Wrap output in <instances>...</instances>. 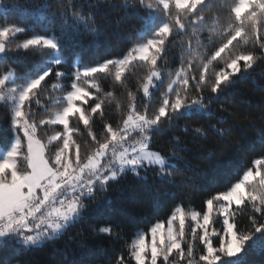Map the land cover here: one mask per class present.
I'll list each match as a JSON object with an SVG mask.
<instances>
[{
  "label": "snow or ice",
  "instance_id": "6c2138e0",
  "mask_svg": "<svg viewBox=\"0 0 264 264\" xmlns=\"http://www.w3.org/2000/svg\"><path fill=\"white\" fill-rule=\"evenodd\" d=\"M124 6L132 8L125 18L130 47L85 65L76 50L80 38L96 46L110 39L91 5L84 11V0H0L5 19L17 14L16 22L0 23V65L11 52L44 53L22 75L11 67L0 73V105L10 116L6 128L0 125V250L18 255L56 241L83 223L94 203L96 211L112 205L108 193L129 174L146 181L150 171L174 181L181 149L157 148L156 133L196 115L211 117L233 78L264 62V0H124ZM249 43L250 50H237ZM176 45L181 58L173 70L164 58ZM137 65L143 75L133 91L128 79ZM109 76L119 94L102 87ZM109 108L118 118H109ZM217 124L208 127L223 135ZM183 131L206 136L190 123ZM208 185L215 187V175ZM159 207L157 197L153 211ZM122 232L120 223L105 220L89 224L86 239H120ZM126 245L111 264H247L250 253L264 252V154L209 192L199 210L178 203L166 221L137 230Z\"/></svg>",
  "mask_w": 264,
  "mask_h": 264
},
{
  "label": "trees",
  "instance_id": "16d2710c",
  "mask_svg": "<svg viewBox=\"0 0 264 264\" xmlns=\"http://www.w3.org/2000/svg\"><path fill=\"white\" fill-rule=\"evenodd\" d=\"M23 3L24 0H3L5 5ZM41 3L43 0H35ZM219 3L220 0H215ZM84 11L92 6L98 22L108 33L110 39L103 45L89 44V38L82 36L77 51H82L84 64L88 65L100 61L105 57H119L130 47L125 33L128 31L126 16L132 12L131 7L124 6V0H84ZM131 3V0H130ZM218 10V9H215ZM6 13L0 11V23L16 22V13L5 19ZM72 21L69 20V23ZM39 31V29L37 30ZM28 34L16 37L17 42L26 38ZM44 34H51L44 33ZM58 34V32H57ZM139 42V41H137ZM217 43L219 41L217 40ZM215 45H209V51ZM252 48L248 45L238 46V51H247ZM11 57L7 64L0 65V73L9 67L15 68L21 75L23 70L39 61L44 53L37 49L27 52L9 53ZM181 49L179 45L171 47L165 58L164 67L176 69L180 66ZM136 75L128 79V87L136 90V80L143 75V66L137 65ZM165 84H158L162 91ZM233 85L220 95L212 105L215 110L211 117L204 115L193 116L189 120H180L174 126H163L156 133L154 139L157 148L167 151L173 145L180 147L178 157L173 161L179 170V175L174 181H163L147 173L148 179L141 180L129 174L123 178L113 190L108 193L115 201L112 205H105L96 211L95 203L92 213L87 219L77 224L69 232L54 242H48L34 247L20 254H15L11 249L0 250V264L10 260L11 264H111L118 252L127 251L126 241L130 243L137 230L147 231L152 224L166 221L171 209L178 203L186 207L199 210L208 197V193L216 189L222 190L236 174L250 166L251 161L264 154V62L258 61L248 72H242L234 77ZM101 85L105 91L115 89L119 94L121 86L114 82L112 77L101 78ZM141 93H137L138 100ZM158 104L159 91L154 93ZM223 105V110L220 106ZM9 110L0 105V125L7 127ZM107 114L110 119L118 118L114 108H109ZM217 121L221 123L217 124ZM190 123L193 128L203 126L206 136H201L192 131L184 132L183 127ZM209 124H217L224 128L223 135L210 129ZM51 130H49L50 133ZM0 135H3L0 131ZM174 137H179L177 142ZM145 175V173H142ZM215 175L216 185L210 188L208 179ZM123 190V195H121ZM159 198L160 207L153 211L155 201ZM241 223L247 222V214L239 217ZM112 220L121 224L123 228L120 239L106 237H88L89 224L103 223ZM218 226V225H217ZM247 264H264V252L254 251L246 258Z\"/></svg>",
  "mask_w": 264,
  "mask_h": 264
}]
</instances>
